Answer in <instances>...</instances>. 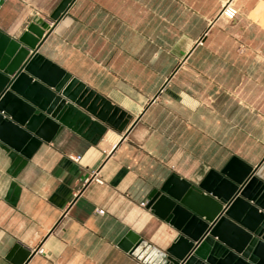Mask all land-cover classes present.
Masks as SVG:
<instances>
[{
	"label": "crops",
	"instance_id": "crops-1",
	"mask_svg": "<svg viewBox=\"0 0 264 264\" xmlns=\"http://www.w3.org/2000/svg\"><path fill=\"white\" fill-rule=\"evenodd\" d=\"M231 1L225 21L228 0H73L53 23L60 0H5L0 30L45 20L39 53L132 118L97 144L63 128L15 179V206L0 148V264L16 244L39 248L27 264H142L118 243L128 231L172 243L176 231L140 205L172 174L198 182L236 157L264 182V0Z\"/></svg>",
	"mask_w": 264,
	"mask_h": 264
},
{
	"label": "water",
	"instance_id": "water-1",
	"mask_svg": "<svg viewBox=\"0 0 264 264\" xmlns=\"http://www.w3.org/2000/svg\"><path fill=\"white\" fill-rule=\"evenodd\" d=\"M72 2L60 0L49 19L58 22ZM50 28L35 17L17 37L0 30V148L12 178L5 200L13 206L20 194L15 179L63 128L97 144L108 128L122 132L132 118L39 53ZM256 170L232 157L198 182L172 174L146 204L176 231L172 243L160 250L128 231L118 247L142 264H264V182ZM37 250L16 244L8 259L27 264Z\"/></svg>",
	"mask_w": 264,
	"mask_h": 264
},
{
	"label": "built area",
	"instance_id": "built-area-1",
	"mask_svg": "<svg viewBox=\"0 0 264 264\" xmlns=\"http://www.w3.org/2000/svg\"><path fill=\"white\" fill-rule=\"evenodd\" d=\"M229 2L225 3L221 9H220V12H219V17H222L224 18L225 20L227 21H231V20H234L238 14V10L237 8L235 7V5L232 3L231 0H228ZM75 162H78L80 160V156H73L71 157ZM92 179H94L97 183H101L102 180L97 177L96 174H94L92 176ZM147 202H141L140 205L141 206H146ZM37 251H40L39 248Z\"/></svg>",
	"mask_w": 264,
	"mask_h": 264
},
{
	"label": "rangeland",
	"instance_id": "rangeland-1",
	"mask_svg": "<svg viewBox=\"0 0 264 264\" xmlns=\"http://www.w3.org/2000/svg\"><path fill=\"white\" fill-rule=\"evenodd\" d=\"M229 2V1H228ZM223 6V5H222ZM235 7L237 8V5L235 4ZM238 10V8H237ZM224 19V18H223ZM225 20V19H224ZM226 21V20H225ZM247 46H244V45H240L238 46V49L241 51V50H244Z\"/></svg>",
	"mask_w": 264,
	"mask_h": 264
},
{
	"label": "bare ground",
	"instance_id": "bare-ground-1",
	"mask_svg": "<svg viewBox=\"0 0 264 264\" xmlns=\"http://www.w3.org/2000/svg\"><path fill=\"white\" fill-rule=\"evenodd\" d=\"M225 3H227V2H225ZM225 3H224V4H225ZM224 4H223V5H224Z\"/></svg>",
	"mask_w": 264,
	"mask_h": 264
}]
</instances>
